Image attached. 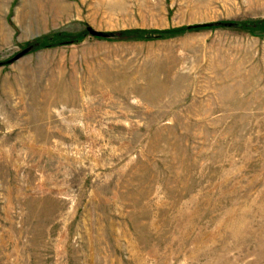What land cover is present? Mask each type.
I'll return each instance as SVG.
<instances>
[{"label": "rangeland", "instance_id": "rangeland-1", "mask_svg": "<svg viewBox=\"0 0 264 264\" xmlns=\"http://www.w3.org/2000/svg\"><path fill=\"white\" fill-rule=\"evenodd\" d=\"M263 21L0 0V264H264Z\"/></svg>", "mask_w": 264, "mask_h": 264}, {"label": "trees", "instance_id": "trees-1", "mask_svg": "<svg viewBox=\"0 0 264 264\" xmlns=\"http://www.w3.org/2000/svg\"><path fill=\"white\" fill-rule=\"evenodd\" d=\"M262 27L264 29V21L262 23ZM255 25L251 23H216V24H206V25H200V26H193V27H188L186 28L187 31H192V30H204V29H211V28H237V29H245V28H250ZM256 27V26H255ZM112 34H104L103 36L109 37Z\"/></svg>", "mask_w": 264, "mask_h": 264}]
</instances>
